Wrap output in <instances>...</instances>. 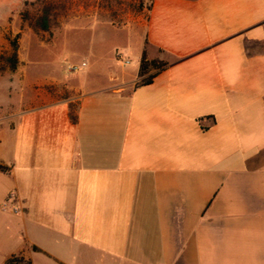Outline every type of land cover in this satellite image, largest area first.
I'll list each match as a JSON object with an SVG mask.
<instances>
[{
  "label": "crops",
  "instance_id": "obj_1",
  "mask_svg": "<svg viewBox=\"0 0 264 264\" xmlns=\"http://www.w3.org/2000/svg\"><path fill=\"white\" fill-rule=\"evenodd\" d=\"M106 28L167 69L137 86L114 48L69 99L64 71H0V264H264V0H151Z\"/></svg>",
  "mask_w": 264,
  "mask_h": 264
},
{
  "label": "rangeland",
  "instance_id": "obj_2",
  "mask_svg": "<svg viewBox=\"0 0 264 264\" xmlns=\"http://www.w3.org/2000/svg\"><path fill=\"white\" fill-rule=\"evenodd\" d=\"M38 0H0V71L11 68L8 61L13 55L12 43L18 44L19 63L17 70L27 72L32 76L33 84L39 87L45 83L41 75H55L65 73V84L62 97L71 98L70 86H74L76 79L74 73L87 72L95 65V57L103 58L102 72L108 68V61L114 48H118L119 61L130 60L131 67L140 66L137 51L129 47L126 52L124 35L114 29H87L88 22L93 17L108 23L113 22L118 27L131 20L137 14L145 19L150 9L151 0H54L61 4V16L58 26L52 34H36L21 18L26 3H36ZM29 9H34L29 7ZM80 27V28H78ZM117 53V54H118ZM66 58L64 63L63 59ZM63 61V62H62ZM57 62H62L64 67H57ZM84 62L89 66L82 67ZM73 67H78L73 72ZM105 75H108L107 73ZM23 80V74L21 79ZM44 85V84H43ZM47 85V84H45ZM50 92L55 93L60 87L47 85ZM60 90V89H59ZM8 80L0 79V102L9 100ZM73 102V106L76 103Z\"/></svg>",
  "mask_w": 264,
  "mask_h": 264
},
{
  "label": "trees",
  "instance_id": "obj_3",
  "mask_svg": "<svg viewBox=\"0 0 264 264\" xmlns=\"http://www.w3.org/2000/svg\"><path fill=\"white\" fill-rule=\"evenodd\" d=\"M33 7L34 9H29ZM61 4L54 0H38L36 3H26V8L21 12V18L28 23L29 27L38 35L52 34L58 26V20L61 16ZM13 55L8 61L11 64L10 70H16L19 63L18 44L12 43ZM168 64L161 60H149L147 53L144 51L140 62L139 78L137 86L149 85L164 70ZM74 107L71 105V119L77 121L74 115ZM0 172L10 173L11 168L0 163ZM7 264H29L21 257H13L7 261Z\"/></svg>",
  "mask_w": 264,
  "mask_h": 264
},
{
  "label": "built area",
  "instance_id": "obj_4",
  "mask_svg": "<svg viewBox=\"0 0 264 264\" xmlns=\"http://www.w3.org/2000/svg\"><path fill=\"white\" fill-rule=\"evenodd\" d=\"M85 66H86V63H83L82 67H85ZM78 70H79L78 67H73V69H72L73 72H77Z\"/></svg>",
  "mask_w": 264,
  "mask_h": 264
}]
</instances>
